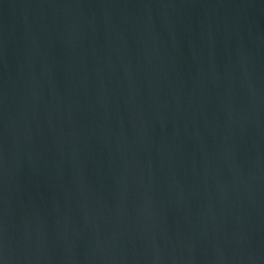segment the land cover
<instances>
[{"label":"water","instance_id":"1","mask_svg":"<svg viewBox=\"0 0 264 264\" xmlns=\"http://www.w3.org/2000/svg\"><path fill=\"white\" fill-rule=\"evenodd\" d=\"M0 264H264V0H0Z\"/></svg>","mask_w":264,"mask_h":264}]
</instances>
